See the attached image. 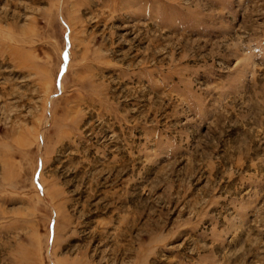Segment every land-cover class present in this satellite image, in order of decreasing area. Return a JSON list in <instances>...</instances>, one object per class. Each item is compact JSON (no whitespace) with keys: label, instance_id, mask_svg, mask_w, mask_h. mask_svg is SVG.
<instances>
[{"label":"rangeland","instance_id":"374dc122","mask_svg":"<svg viewBox=\"0 0 264 264\" xmlns=\"http://www.w3.org/2000/svg\"><path fill=\"white\" fill-rule=\"evenodd\" d=\"M0 264H264V0H0Z\"/></svg>","mask_w":264,"mask_h":264}]
</instances>
